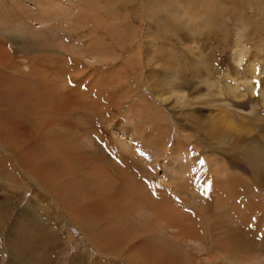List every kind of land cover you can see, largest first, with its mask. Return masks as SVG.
<instances>
[{
	"label": "rangeland",
	"instance_id": "1",
	"mask_svg": "<svg viewBox=\"0 0 264 264\" xmlns=\"http://www.w3.org/2000/svg\"><path fill=\"white\" fill-rule=\"evenodd\" d=\"M0 264H264V0H0Z\"/></svg>",
	"mask_w": 264,
	"mask_h": 264
},
{
	"label": "bare ground",
	"instance_id": "2",
	"mask_svg": "<svg viewBox=\"0 0 264 264\" xmlns=\"http://www.w3.org/2000/svg\"><path fill=\"white\" fill-rule=\"evenodd\" d=\"M41 18V17H40ZM144 47V46H143ZM144 50H145V47H144ZM140 53V52H139ZM142 53V52H141ZM240 58H241V52H238L237 54H236V57H235V60H236V62H239L240 61ZM156 69H154V68H152V67H150V69H149V73L151 72V73H153V71H155ZM149 77V76H148ZM151 78V77H150ZM155 79H157V80H155V82L157 83V87H158V89L160 88V86H161V77H159V78H155ZM136 105H138V104H136ZM136 108L138 109V110H141V109H139V107L138 106H136ZM220 112V111H219ZM146 113V112H145ZM139 115V114H138ZM219 116H220V114H218ZM222 116V115H221ZM224 116V115H223ZM179 160V159H178ZM178 160H175V162H178ZM212 161V160H211ZM216 161V160H215ZM191 162L193 163V160H191ZM191 162H190V164H188V163H186V162H184L183 160L181 161V164H183V165H188L187 166V169L186 170H184V169H182L181 170V173L182 172H187L189 169H191ZM197 162V161H196ZM213 162H214V160H213ZM213 162H212V164H213ZM217 163H219V162H215V165L217 164ZM196 164V163H195ZM203 164V163H202ZM219 165V164H218ZM197 166V165H196ZM217 166V165H216ZM216 166H212V168L213 169H218V168H216ZM220 166V165H219ZM183 167V166H182ZM193 168V167H192ZM172 169V168H171ZM170 169V170H171ZM196 169V168H195ZM199 169V168H198ZM225 170V169H224ZM180 171V170H179ZM172 172V171H171ZM174 172V171H173ZM217 172H218V170H217ZM221 172V171H220ZM188 173L189 172H187V175H188ZM186 174V173H185ZM184 174V175H185ZM222 174H224L223 172H222ZM222 176V175H221ZM224 176V175H223ZM218 177V176H217ZM186 180H188L187 178H184L183 180L182 179H180V181H179V183L181 184V185H183V184H185V182H186ZM184 182V183H183ZM188 182H189V180H188ZM140 189V188H139ZM146 191H144L143 190V192L142 193H145ZM143 197H146L145 195H141L140 196V198L142 199ZM150 197V196H149ZM138 199V198H137ZM150 199V198H149ZM234 216V215H233ZM239 217V216H238ZM243 218V217H242ZM237 220V219H236ZM187 235V234H186Z\"/></svg>",
	"mask_w": 264,
	"mask_h": 264
}]
</instances>
